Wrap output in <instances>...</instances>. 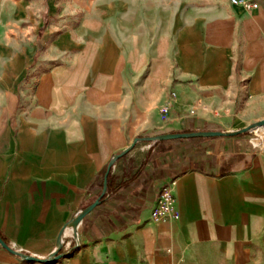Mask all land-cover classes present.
Segmentation results:
<instances>
[{
    "label": "crops",
    "instance_id": "obj_1",
    "mask_svg": "<svg viewBox=\"0 0 264 264\" xmlns=\"http://www.w3.org/2000/svg\"><path fill=\"white\" fill-rule=\"evenodd\" d=\"M259 121L264 0H0V238L14 250L52 253L136 138L220 131L137 142L62 262L254 264L264 126L235 132ZM168 183L176 217L155 220ZM0 264L18 258L0 246Z\"/></svg>",
    "mask_w": 264,
    "mask_h": 264
},
{
    "label": "water",
    "instance_id": "obj_2",
    "mask_svg": "<svg viewBox=\"0 0 264 264\" xmlns=\"http://www.w3.org/2000/svg\"><path fill=\"white\" fill-rule=\"evenodd\" d=\"M264 126V121H259L253 125H250L246 127L245 129L236 131L235 134H244L247 132H250L254 130L256 127H261ZM225 134L220 132V131H201V132H190V133H177V134H165V135H159L156 137H145V138H136L133 143L131 144L130 148L127 150L115 155L108 165L106 166L105 173L103 175V187H102V192L101 195L95 199L90 205L86 206L82 210H80L60 231L59 235L56 238L55 241V247L54 251L50 253L47 257L45 258H38L34 257L32 255H28L25 253H22L20 251L12 249L9 245L5 244L2 239L0 238V246L5 249L8 253L11 255L17 257L18 259L23 260L24 262L27 263H38V264H48V263H56L58 260H60L63 255L60 254V250L62 247V241H63V236L62 232L63 230L69 225L72 230V234L74 237H76V231L78 228V225L82 221V219L91 211L93 210L96 206L100 204L102 201L104 195L106 194V189H107V177L109 175L110 169L112 165L120 159L123 155H125L130 149L133 148V146L137 142H162V141H169V140H175V139H194V138H215V137H221L224 136Z\"/></svg>",
    "mask_w": 264,
    "mask_h": 264
},
{
    "label": "built area",
    "instance_id": "obj_3",
    "mask_svg": "<svg viewBox=\"0 0 264 264\" xmlns=\"http://www.w3.org/2000/svg\"><path fill=\"white\" fill-rule=\"evenodd\" d=\"M231 5H239L246 11H251L259 7V0H229ZM174 94L171 93V98H174ZM169 107V104L165 108ZM261 137V135H260ZM264 138V137H262ZM173 194L171 192V183L162 187L156 206L152 210V217L155 220H164L169 217L175 218L176 214L173 209Z\"/></svg>",
    "mask_w": 264,
    "mask_h": 264
},
{
    "label": "rangeland",
    "instance_id": "obj_4",
    "mask_svg": "<svg viewBox=\"0 0 264 264\" xmlns=\"http://www.w3.org/2000/svg\"><path fill=\"white\" fill-rule=\"evenodd\" d=\"M79 248H80V245H79V241L77 237H74L72 233L70 234V236H65L63 238L62 247L59 252L60 254L63 255V257L60 260V264L66 263V262H62V259L67 258L68 256H71ZM18 264H38V263H27L21 259H18ZM48 264H53V263H48ZM183 264H226V263L221 262L220 260L219 261L218 260H199V261H187ZM254 264H264V252H262L258 257H256Z\"/></svg>",
    "mask_w": 264,
    "mask_h": 264
},
{
    "label": "bare ground",
    "instance_id": "obj_5",
    "mask_svg": "<svg viewBox=\"0 0 264 264\" xmlns=\"http://www.w3.org/2000/svg\"><path fill=\"white\" fill-rule=\"evenodd\" d=\"M258 128V127H256ZM254 128V129H256ZM72 233V230H71V227L68 225L62 232V236L65 237V236H70V234Z\"/></svg>",
    "mask_w": 264,
    "mask_h": 264
},
{
    "label": "trees",
    "instance_id": "obj_6",
    "mask_svg": "<svg viewBox=\"0 0 264 264\" xmlns=\"http://www.w3.org/2000/svg\"><path fill=\"white\" fill-rule=\"evenodd\" d=\"M200 139H203V138H200ZM105 172V171H104ZM104 172H103V175H104ZM3 242H5V240L2 238Z\"/></svg>",
    "mask_w": 264,
    "mask_h": 264
}]
</instances>
